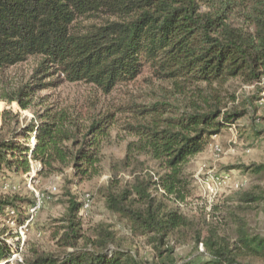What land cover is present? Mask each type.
Here are the masks:
<instances>
[{
    "label": "trees",
    "instance_id": "1",
    "mask_svg": "<svg viewBox=\"0 0 264 264\" xmlns=\"http://www.w3.org/2000/svg\"><path fill=\"white\" fill-rule=\"evenodd\" d=\"M100 14L120 20L76 29L81 17ZM31 57L41 59L34 83L7 100L22 109L28 106L21 103V97L51 86L39 85V81L58 74L68 83L93 85L104 95L118 84L133 82L145 65L181 89L205 86L193 88L198 100L188 102L182 111L170 103L150 106L152 118L179 113L164 119L163 126L156 121L151 126L132 127L137 141L128 145L125 158L115 165L133 166L134 175L143 166L137 156H143L155 161L163 174L155 175V180L149 173L133 177L128 188H107L105 194L106 208L127 221L133 235L148 239L160 264H172L173 249L167 241L188 228L189 221L177 209H167L152 191L182 201L188 192L182 166L203 152L211 137L246 116L245 109L223 107L211 87L231 79L264 85V0H0V72ZM258 91L264 93V88ZM8 115L6 111L0 114V171L27 175L30 159L39 165L37 174L41 176L71 168L80 182L99 174L98 137L107 135L108 116L93 120L81 135L78 124L64 113H46L37 128L13 134ZM32 133V148L15 142L19 136L27 142ZM11 206L9 200L0 199V214L10 208L13 215ZM80 207L70 198L63 218L62 245L72 250L60 255L33 251L24 264H141L108 248L114 244V235L105 227L90 248L77 247ZM203 245L209 258L198 264H243L237 257L264 256V240L249 239L242 233L238 247L212 236ZM9 249L0 230V259L9 257Z\"/></svg>",
    "mask_w": 264,
    "mask_h": 264
},
{
    "label": "rangeland",
    "instance_id": "2",
    "mask_svg": "<svg viewBox=\"0 0 264 264\" xmlns=\"http://www.w3.org/2000/svg\"><path fill=\"white\" fill-rule=\"evenodd\" d=\"M104 20L120 19L101 14L85 16L77 20L75 27L81 30L90 24H102ZM237 21L240 25V19ZM40 62L39 57H31L0 72V114L9 113L6 119L13 134L25 128H37L46 113H64L78 124L81 135L87 132L93 120L108 116L110 123L106 137H98L99 174L89 180L79 182L71 168L48 176L38 175L39 165L30 159L27 175L6 169L0 171V199L9 200L14 208L13 215L10 208L0 214V230L11 252L8 258L0 259V264H24L37 250L59 255L71 251L61 241L70 198L81 206L78 215L81 238L77 247L90 248L101 227H105L114 235V244L108 246L109 249L118 250L141 264H160L148 239L133 235L128 222L106 208V189L120 191L128 188L133 177L143 178L149 173L155 180V175L163 174L155 161H147L143 156H137L143 166H138L134 175L133 166L118 168L115 165L125 158L128 145L137 141V132L132 127L151 126L156 121L163 126L164 119L179 113L174 111L152 118L148 115L150 106L170 103L182 111L188 102L198 100L195 89L205 86L198 84L193 86L195 89H181L180 85L166 81L158 70L145 65L133 82L118 84L108 95L93 85L65 82L58 74L39 81V85L51 83V86L34 89L31 96L20 98L27 109L14 102L8 104L7 100L20 89L34 83ZM259 88L263 89L264 85L239 79L212 85L211 91L219 95L223 107L245 109L246 116L211 137L204 151L182 166L181 176L188 189L182 201L175 196H160L161 191H152L167 209H177L189 221L188 228L175 232L167 241L173 249L172 264L207 261L209 253L203 245L207 237L222 238L236 247L240 233L249 239L264 240V93L258 91ZM25 141L22 136L15 139L32 148L34 134H29ZM259 166L261 170L256 171ZM249 198L253 201L248 202ZM237 260L243 264H264V256L244 254Z\"/></svg>",
    "mask_w": 264,
    "mask_h": 264
},
{
    "label": "built area",
    "instance_id": "3",
    "mask_svg": "<svg viewBox=\"0 0 264 264\" xmlns=\"http://www.w3.org/2000/svg\"><path fill=\"white\" fill-rule=\"evenodd\" d=\"M34 211H35V209L32 210V212H34Z\"/></svg>",
    "mask_w": 264,
    "mask_h": 264
}]
</instances>
